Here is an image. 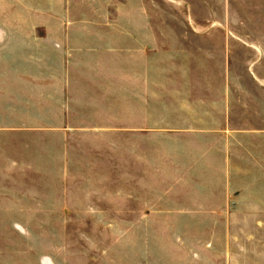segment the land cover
Returning a JSON list of instances; mask_svg holds the SVG:
<instances>
[{"label":"crops","instance_id":"0c3cea01","mask_svg":"<svg viewBox=\"0 0 264 264\" xmlns=\"http://www.w3.org/2000/svg\"><path fill=\"white\" fill-rule=\"evenodd\" d=\"M42 1L50 22L0 23V198L25 174V145L37 137L27 132L70 129L75 104L121 95L124 77L131 97H144L131 113L161 112L162 192L171 199L142 201L136 224L161 225L162 264H264V135L231 119L228 86L202 82L218 79L207 69L218 48L226 66L228 41L203 38L212 24H156L145 0H132L128 25L69 22L66 0ZM155 80L172 84L160 109L148 102Z\"/></svg>","mask_w":264,"mask_h":264},{"label":"rangeland","instance_id":"374dc122","mask_svg":"<svg viewBox=\"0 0 264 264\" xmlns=\"http://www.w3.org/2000/svg\"><path fill=\"white\" fill-rule=\"evenodd\" d=\"M66 1L69 22L130 23L132 0ZM145 1L156 24H212L203 38L219 46L228 41L226 66L218 48L217 64L207 69L218 79L202 82L228 86L231 119L245 125L241 130L264 135V0ZM45 9L43 1L0 0V23L50 22ZM174 34L166 31L164 38ZM182 82L187 88L190 81ZM166 86L172 84L154 81L148 102L156 109ZM131 102L140 107L144 97H131L123 77L121 95H107L99 105L75 104L81 110L67 113L70 129L27 132L37 137L25 145V174L0 198V264H162L161 225L136 224L142 201L171 199L162 192L169 177L162 175L161 112L131 113Z\"/></svg>","mask_w":264,"mask_h":264}]
</instances>
